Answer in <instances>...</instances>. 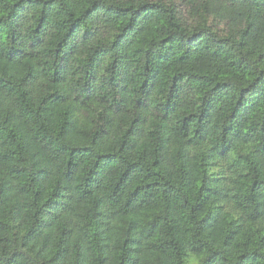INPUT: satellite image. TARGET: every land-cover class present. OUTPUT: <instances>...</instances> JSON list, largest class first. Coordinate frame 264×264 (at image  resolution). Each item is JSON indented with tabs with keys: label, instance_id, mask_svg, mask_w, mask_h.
Returning <instances> with one entry per match:
<instances>
[{
	"label": "trees",
	"instance_id": "1",
	"mask_svg": "<svg viewBox=\"0 0 264 264\" xmlns=\"http://www.w3.org/2000/svg\"><path fill=\"white\" fill-rule=\"evenodd\" d=\"M0 264H264V0H0Z\"/></svg>",
	"mask_w": 264,
	"mask_h": 264
}]
</instances>
